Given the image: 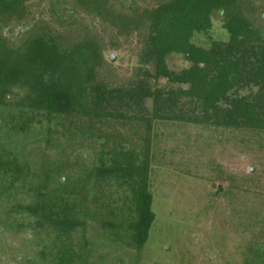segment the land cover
I'll return each mask as SVG.
<instances>
[{
  "label": "trees",
  "instance_id": "16d2710c",
  "mask_svg": "<svg viewBox=\"0 0 264 264\" xmlns=\"http://www.w3.org/2000/svg\"><path fill=\"white\" fill-rule=\"evenodd\" d=\"M26 1L0 0V224L31 230L37 264H91L102 242L84 240L89 221L105 244L126 239L140 253L155 221V122L264 133L263 14L249 0H72L114 32L111 49L137 41L132 76L119 82L101 31L69 25L62 5H51V23L29 25ZM217 15L226 41L209 37ZM172 57L187 66L170 69ZM129 126L138 140L124 134ZM34 148L44 154L36 164L24 155ZM77 150L90 160L64 159ZM48 151L57 157L46 162Z\"/></svg>",
  "mask_w": 264,
  "mask_h": 264
},
{
  "label": "rangeland",
  "instance_id": "374dc122",
  "mask_svg": "<svg viewBox=\"0 0 264 264\" xmlns=\"http://www.w3.org/2000/svg\"><path fill=\"white\" fill-rule=\"evenodd\" d=\"M131 1L143 8L153 7L158 0ZM249 1L257 14H263V20L264 0ZM51 5H62L65 13L59 14L69 25L75 21L103 33L98 35L105 43V54L112 60L117 81L132 76L137 42L134 38H118V47L111 49L109 40L114 32H105L96 18L75 9L72 0H27L29 25L51 23ZM21 33L22 29L16 28L12 38H20ZM209 37L227 40L219 15L213 17ZM194 43L210 46L203 34H196ZM168 65L174 70L187 66L178 57L170 58ZM136 129L129 126L123 132L138 140L142 131ZM151 146L149 187L155 221L147 243L140 253L126 239L115 245L105 244L108 241L99 227L89 221L84 240L102 242L95 246L91 264H264V133L159 121L153 125ZM36 148L43 146L38 143ZM33 150L24 155L28 162L36 164L44 154ZM66 153L64 159L68 157L73 163H83L91 157L83 150ZM46 156L47 162L57 153L48 151ZM72 169L64 175L66 179H74ZM10 195L13 200L19 194ZM1 201L2 198L0 208ZM35 240L30 229L9 232L0 224V264H37Z\"/></svg>",
  "mask_w": 264,
  "mask_h": 264
},
{
  "label": "water",
  "instance_id": "95a60500",
  "mask_svg": "<svg viewBox=\"0 0 264 264\" xmlns=\"http://www.w3.org/2000/svg\"><path fill=\"white\" fill-rule=\"evenodd\" d=\"M110 61L112 62L111 58H110ZM234 81H235V79H234Z\"/></svg>",
  "mask_w": 264,
  "mask_h": 264
}]
</instances>
